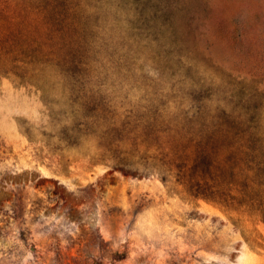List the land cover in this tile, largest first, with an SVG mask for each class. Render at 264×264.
<instances>
[{"label":"rangeland","instance_id":"obj_1","mask_svg":"<svg viewBox=\"0 0 264 264\" xmlns=\"http://www.w3.org/2000/svg\"><path fill=\"white\" fill-rule=\"evenodd\" d=\"M0 18V264H264V0Z\"/></svg>","mask_w":264,"mask_h":264},{"label":"trees","instance_id":"obj_2","mask_svg":"<svg viewBox=\"0 0 264 264\" xmlns=\"http://www.w3.org/2000/svg\"><path fill=\"white\" fill-rule=\"evenodd\" d=\"M4 23L3 20L0 18V28L3 29ZM4 33H5V28H4ZM1 34V31H0Z\"/></svg>","mask_w":264,"mask_h":264}]
</instances>
